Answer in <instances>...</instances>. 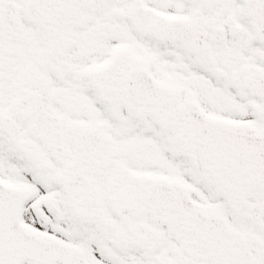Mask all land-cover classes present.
I'll list each match as a JSON object with an SVG mask.
<instances>
[{
	"label": "snow or ice",
	"instance_id": "6c2138e0",
	"mask_svg": "<svg viewBox=\"0 0 264 264\" xmlns=\"http://www.w3.org/2000/svg\"><path fill=\"white\" fill-rule=\"evenodd\" d=\"M0 264H264V0H0Z\"/></svg>",
	"mask_w": 264,
	"mask_h": 264
}]
</instances>
